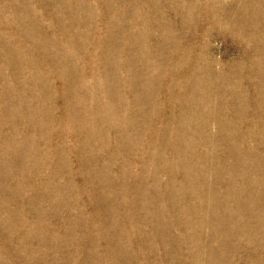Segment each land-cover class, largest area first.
<instances>
[{
    "label": "rangeland",
    "instance_id": "1",
    "mask_svg": "<svg viewBox=\"0 0 264 264\" xmlns=\"http://www.w3.org/2000/svg\"><path fill=\"white\" fill-rule=\"evenodd\" d=\"M0 264H264V0H0Z\"/></svg>",
    "mask_w": 264,
    "mask_h": 264
}]
</instances>
